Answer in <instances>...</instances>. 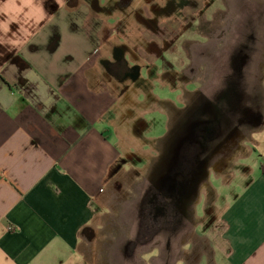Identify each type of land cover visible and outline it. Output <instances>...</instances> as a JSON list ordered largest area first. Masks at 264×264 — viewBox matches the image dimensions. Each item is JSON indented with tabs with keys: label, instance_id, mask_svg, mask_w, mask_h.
<instances>
[{
	"label": "crops",
	"instance_id": "1",
	"mask_svg": "<svg viewBox=\"0 0 264 264\" xmlns=\"http://www.w3.org/2000/svg\"><path fill=\"white\" fill-rule=\"evenodd\" d=\"M211 1L0 0V264L163 263L166 239L137 241L136 222L118 221L112 189L161 137L145 136V116L167 123L166 102L194 92L163 76L161 51ZM121 60L138 73H111ZM158 85L175 98H161ZM237 159L217 177L228 179ZM220 209L207 229L221 227L233 264H264V164L239 204ZM183 244L171 239L170 250L189 252ZM204 257L213 263L202 253L198 264Z\"/></svg>",
	"mask_w": 264,
	"mask_h": 264
},
{
	"label": "flooded vegetation",
	"instance_id": "2",
	"mask_svg": "<svg viewBox=\"0 0 264 264\" xmlns=\"http://www.w3.org/2000/svg\"><path fill=\"white\" fill-rule=\"evenodd\" d=\"M257 18L264 24L262 13ZM214 21L219 25L211 26ZM262 27L254 25L246 11L212 10L205 19L198 15L191 20L182 37L176 35L163 46V76L190 82L194 92L179 106L166 102L165 132L141 167H131L126 197L130 221L137 224L136 240L157 235L166 239L168 250L161 264L194 261L189 258L194 238L200 236L199 227L210 223L202 218L214 190L211 179L241 156L244 143L260 128L264 87L254 82L264 81ZM119 61L111 65L114 75L138 73L139 66ZM178 237L189 252L183 247L177 253L170 250L171 239Z\"/></svg>",
	"mask_w": 264,
	"mask_h": 264
},
{
	"label": "rangeland",
	"instance_id": "3",
	"mask_svg": "<svg viewBox=\"0 0 264 264\" xmlns=\"http://www.w3.org/2000/svg\"><path fill=\"white\" fill-rule=\"evenodd\" d=\"M199 3L202 2V0H197ZM223 0H212L209 9L205 10L202 15L203 18H207L209 16V13L212 10H222L223 13L230 12L234 9L236 10H242L246 11L247 16L252 20V23L256 25L257 27L263 26L262 29H264V24H261L258 21L257 15L260 16L261 13L263 14L264 19V0H227L226 5L223 4ZM205 7V5H204ZM202 7V8H204ZM204 10V9H203ZM205 23V21H204ZM203 23V25H204ZM211 26H217L219 25L218 22H211ZM202 40H205L204 37H200ZM145 71V69H144ZM162 72V71H161ZM184 83V82H183ZM253 84V83H251ZM254 84H258L262 87H264V81L260 82H254ZM181 89V88H180ZM155 92L164 99H174L176 96V93H171L168 91L167 87L161 88L156 87ZM264 93V92H263ZM145 119L151 124L150 130L146 131L145 136L152 137V136H159L162 135L165 132V120L164 116L159 113H153L150 112L145 116ZM249 141H247V144L251 146V152L239 157L235 163L232 165V175H229L228 179L227 177H217L212 178L211 182L214 187V190L212 193L208 196V201L210 203V206L208 208V213H205L202 219V221H208L213 224L217 223V221H222V216L220 215L221 209L225 205H235L239 204L240 199L243 197L244 187L245 183H247L250 179L257 178L258 175L261 173V167L264 164V128L260 131H257ZM259 142L258 144H256ZM245 151H241V154H244ZM135 161V160H134ZM142 161H136V163H126V166H135L141 167ZM123 165V163H119V166ZM124 166V165H123ZM230 165L224 169V176L227 174L228 168ZM128 169V168H127ZM247 170H251L252 174L245 175L244 172ZM142 170V169H141ZM245 170V171H244ZM223 173V172H222ZM132 172L130 171H122L119 175L121 177V180H119V183L121 182L122 187L121 189L114 188V186H117V182H115L113 188V192H116V195L118 198L117 207L119 208V215H118V221L122 224L126 223V221H130V215H129V205L127 197V182L128 177L131 176ZM134 176V175H133ZM124 182V184L122 183ZM218 196V199H217ZM121 203V204H120ZM209 223V226L211 225ZM217 231L220 232L217 233L216 231L209 232V229L207 227H199L200 233H205L208 238V242H202L203 239L201 237L194 238V252H192L189 255L190 260L194 261L191 264H198V260L196 258L200 257L202 253L208 255L209 258H212V264H233V259L230 257L228 252V245L224 241V239L221 237V227H216ZM215 229V230H216ZM122 231L120 230V233ZM210 233V236H209ZM215 233V234H214ZM214 246V252L212 251V247ZM205 259L201 260L200 264H211L206 261Z\"/></svg>",
	"mask_w": 264,
	"mask_h": 264
}]
</instances>
